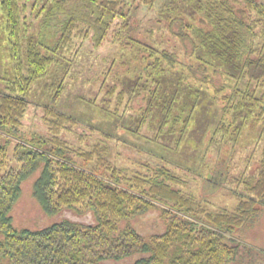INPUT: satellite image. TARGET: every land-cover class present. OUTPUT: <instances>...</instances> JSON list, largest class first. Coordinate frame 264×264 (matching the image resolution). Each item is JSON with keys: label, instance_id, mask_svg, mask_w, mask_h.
Returning <instances> with one entry per match:
<instances>
[{"label": "trees", "instance_id": "obj_1", "mask_svg": "<svg viewBox=\"0 0 264 264\" xmlns=\"http://www.w3.org/2000/svg\"><path fill=\"white\" fill-rule=\"evenodd\" d=\"M159 1L166 30L180 43L187 61L168 48L123 36V22L111 39L125 53L121 63L135 78L132 98L142 96L144 105L139 108L144 116L157 105L158 136L172 135L178 142L191 125L202 93L210 90L220 114L209 141L231 143L225 158L209 165L210 178L217 177L216 187L225 179L239 187L229 190L236 204L231 209L209 208L201 197L182 191L184 181L166 164L123 173L107 160L104 145L80 152L78 166L67 159V143L59 136L74 119L50 106L44 110L50 137L17 140L12 158L19 165L9 166L6 148L22 124L26 95L55 66L61 76L48 83V90L53 100L59 96L71 62L64 52L71 49L73 37H92L99 45L116 19H125L138 4L152 7ZM39 9L45 23L53 15L62 16L59 36L53 46H41L29 37L25 72L18 66L10 91L0 93V264H264V247L249 243L245 240L249 236L242 233L260 223L264 212V148L251 173L242 170L232 177L226 168L218 169L243 141V129L250 124L264 129V51L254 47V39L264 35V3L43 0ZM0 11L2 30L17 54L27 33L19 0H0ZM207 52L213 59L205 56ZM177 72L181 74L173 79L181 84L169 88L165 78ZM107 88L108 93L114 90ZM122 92L118 91L119 98ZM217 150L222 151L218 146ZM92 161L94 168H86ZM28 179L41 211L54 219L42 226L17 227L11 211ZM151 212L156 213L159 228L142 234L133 222Z\"/></svg>", "mask_w": 264, "mask_h": 264}, {"label": "rangeland", "instance_id": "obj_2", "mask_svg": "<svg viewBox=\"0 0 264 264\" xmlns=\"http://www.w3.org/2000/svg\"><path fill=\"white\" fill-rule=\"evenodd\" d=\"M258 1L264 3V0ZM42 3L43 0H19L23 33L26 32L25 26L27 33L17 54L13 50L14 45L2 30L3 16L0 11V93L10 91L8 86L15 79L18 66L25 72L29 37L33 43L53 46L59 36L62 16L53 15L45 23V13L39 9ZM160 4L159 1L152 7L138 4L132 8L125 19L115 20L111 32L99 45H95L92 37H73L71 49L64 52L71 62L61 80L59 96L53 100L52 93L48 90V83L61 76L59 68L55 66L49 69L48 77L35 81L26 95L28 107L22 124L17 134L10 138L6 148L9 166L19 165L12 158L13 145L17 140L30 136L50 137L48 121L44 118V110L50 106L74 119V123H68L61 129L59 136L67 143V159L78 166L83 159L79 156L80 152L90 150L95 145H104L107 160L123 173L142 171L146 165L166 164L184 181L182 191L201 197L209 208L231 209L236 204L237 201L229 192L235 188L234 183L225 179L216 187L217 177L214 175L212 180L210 178L209 165H214L218 157L220 160L225 158V151L231 148L229 142L209 141L212 127L218 122L220 114V106L210 90L206 88L205 93H202V101L193 114L191 125L178 142L172 135L158 136L157 123L161 114L157 111V105L152 106L153 110L144 116L139 108L144 105L142 96L132 98L136 94L132 91V81L135 78L133 73H127V66L121 63L126 57L125 53L111 39L123 22H126V28L121 31L123 36L130 35L156 48H168L178 53L184 62L187 61L180 43L166 30L161 17L165 14L162 13ZM254 47L264 51V35L254 39ZM201 53L200 50L199 54ZM207 53L205 56L210 57V53ZM211 58L213 59L212 56ZM128 70L131 72L132 68ZM180 74L173 73L165 78L166 85H170L169 88L180 85V80L173 79ZM109 86H114L112 93L107 92ZM120 90H123L121 98L118 96ZM243 132V141L235 144L230 160L223 165V169L221 166L218 168H226L232 177L239 175L242 170L253 172L264 148L263 128L250 124ZM217 146L222 151L217 150ZM205 149L208 152L202 155ZM94 164V161L88 162L85 167L93 169ZM30 187L31 179H28L23 183L22 194L11 211L13 224L17 227L42 226L54 219L43 214L31 195ZM235 189L240 190L239 187ZM259 222L242 233L243 236H249L248 240L245 239L249 243L264 247V212ZM133 224L139 232L147 234L158 230L160 222L156 213L151 212L137 217Z\"/></svg>", "mask_w": 264, "mask_h": 264}]
</instances>
